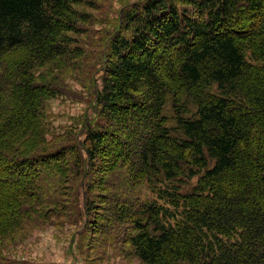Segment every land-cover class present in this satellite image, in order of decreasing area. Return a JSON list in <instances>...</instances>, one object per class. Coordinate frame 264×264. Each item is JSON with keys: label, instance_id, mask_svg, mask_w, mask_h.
Wrapping results in <instances>:
<instances>
[{"label": "trees", "instance_id": "16d2710c", "mask_svg": "<svg viewBox=\"0 0 264 264\" xmlns=\"http://www.w3.org/2000/svg\"><path fill=\"white\" fill-rule=\"evenodd\" d=\"M76 4L0 0V172L24 179L0 191V248L41 209L82 229L97 209L102 239L122 235L144 264H264V0H145L111 42L83 135L57 145L49 101L63 92L42 67L70 53L66 31L86 21ZM80 162L105 207L87 183L71 210L55 188ZM117 167L123 186L103 177Z\"/></svg>", "mask_w": 264, "mask_h": 264}, {"label": "rangeland", "instance_id": "374dc122", "mask_svg": "<svg viewBox=\"0 0 264 264\" xmlns=\"http://www.w3.org/2000/svg\"><path fill=\"white\" fill-rule=\"evenodd\" d=\"M144 1L77 0L78 4H76L75 8L73 7L74 11L78 13L77 17H80V15L81 17L86 16V21L81 25L78 23V26L75 27L77 30L66 31V39L70 40L68 47L70 53L56 55L54 61L42 67L44 70H49V83L55 86L57 91L63 92V94L55 95V98L49 101L50 123L53 126L54 132L57 131V134H61L62 136L56 140L57 145L66 144L63 141L65 139L63 136L68 133L73 137H78L81 133L83 135L84 127L81 122L85 114H90L92 110V93L96 85L98 86L97 83H99L103 74L104 64L107 62L110 54L111 42L115 36L126 33L125 24L127 23L126 19H128L129 13L132 10H137L139 5ZM249 27H252V25ZM55 54L57 53L55 52ZM259 65H262V62ZM45 73L47 72L40 71L38 74ZM215 88L216 85L213 86V89ZM172 103L173 101L170 97L165 110V113L169 117L175 113ZM167 124L175 126V120L170 118ZM138 130L137 135L140 137L141 133H146L148 127L141 125ZM82 135L76 142L77 147L82 142L80 141L83 139ZM48 138L51 139L52 135H49ZM125 153L130 155L131 151L127 149ZM79 156L82 160L86 161V156ZM124 162L123 164H125ZM81 163L73 167L66 166V169H74V174H63L61 181L60 177H58L55 188L62 191V196L69 206L68 210H71L72 208H77V201L82 203L84 199L82 196L78 199L72 198V190L77 191L82 188V184L87 183L88 189L92 191L95 205L105 207L103 196L106 193L97 188L91 189L95 183L94 181L99 176L98 172L80 174L82 170L78 172V168ZM113 170V172H117L114 176L106 175L103 171V177L107 181H111V184L115 186H123V182L121 181L124 176L118 173L120 169L117 167ZM17 175L18 173L12 170L0 172V178L8 179L1 184L4 188H0V191L8 190L16 192L18 189L21 190L24 185L23 183L20 185L17 179L19 180L20 178L22 181L24 179ZM132 179L137 186L139 174H135ZM191 182V185L195 184L196 179H193ZM190 189L191 186L186 184L182 188V191L186 192ZM81 194L85 195L84 189H82ZM7 204L9 205L11 202ZM42 210L44 209L39 210L42 213L36 218L35 216L38 212L33 219L43 224L36 226L34 220H32L31 225H26L21 231L18 230L4 239L6 247L0 248V251H2V256L0 254V264H144L137 256H134L130 246H124L122 235L115 236L114 240L102 239L103 237L99 233L103 231L100 228L102 225L100 223L104 224V222L101 221L100 216L96 215H102L103 211L94 209L95 215L91 216L99 220V226L98 224H92L89 225V228L82 229L81 222L77 224V222H74V218L71 220L67 216L60 214L58 209H54L53 213L48 211L43 212ZM57 213L59 214L57 215ZM84 222H86L85 219ZM84 234L88 237V241H84ZM62 240H65L66 246H69L67 249V253L69 254L59 259L60 262L65 259V263L48 262L43 256L52 255L58 258L62 255L63 245L60 244ZM38 259L40 261H37Z\"/></svg>", "mask_w": 264, "mask_h": 264}, {"label": "crops", "instance_id": "0c3cea01", "mask_svg": "<svg viewBox=\"0 0 264 264\" xmlns=\"http://www.w3.org/2000/svg\"><path fill=\"white\" fill-rule=\"evenodd\" d=\"M60 244L63 245V252H62V255H61L60 257H58V258L53 257L52 255H51V256H43V257H45L46 260H48V262H53V261H55V262H58V263H65V259H64L62 262H60L59 259H60L62 256L65 257L67 254H69V253H67V249H68L69 246H66V241H65V240H62V241L60 242ZM33 261H34V260H33ZM37 261H40V260L38 259Z\"/></svg>", "mask_w": 264, "mask_h": 264}]
</instances>
